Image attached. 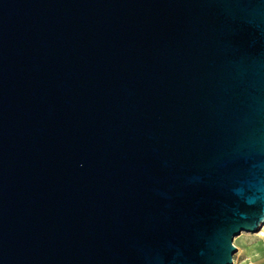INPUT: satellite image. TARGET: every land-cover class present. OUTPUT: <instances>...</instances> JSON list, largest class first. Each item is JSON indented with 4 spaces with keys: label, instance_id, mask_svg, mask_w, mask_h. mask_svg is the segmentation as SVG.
<instances>
[{
    "label": "water",
    "instance_id": "95a60500",
    "mask_svg": "<svg viewBox=\"0 0 264 264\" xmlns=\"http://www.w3.org/2000/svg\"><path fill=\"white\" fill-rule=\"evenodd\" d=\"M264 224V0H0V264H234Z\"/></svg>",
    "mask_w": 264,
    "mask_h": 264
},
{
    "label": "rangeland",
    "instance_id": "374dc122",
    "mask_svg": "<svg viewBox=\"0 0 264 264\" xmlns=\"http://www.w3.org/2000/svg\"><path fill=\"white\" fill-rule=\"evenodd\" d=\"M261 231H264V224L257 233L243 232L235 238L238 250L234 255V264H253L254 259L264 254V236Z\"/></svg>",
    "mask_w": 264,
    "mask_h": 264
},
{
    "label": "crops",
    "instance_id": "0c3cea01",
    "mask_svg": "<svg viewBox=\"0 0 264 264\" xmlns=\"http://www.w3.org/2000/svg\"><path fill=\"white\" fill-rule=\"evenodd\" d=\"M262 236H264V231H261ZM254 263L253 264H264V254L260 257V258H256L254 259Z\"/></svg>",
    "mask_w": 264,
    "mask_h": 264
}]
</instances>
